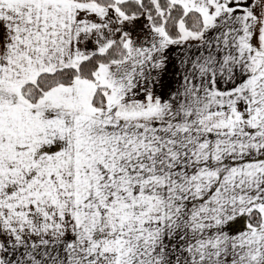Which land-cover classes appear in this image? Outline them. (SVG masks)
I'll return each instance as SVG.
<instances>
[{
  "label": "snow or ice",
  "instance_id": "6c2138e0",
  "mask_svg": "<svg viewBox=\"0 0 264 264\" xmlns=\"http://www.w3.org/2000/svg\"><path fill=\"white\" fill-rule=\"evenodd\" d=\"M0 264H264V0H0Z\"/></svg>",
  "mask_w": 264,
  "mask_h": 264
}]
</instances>
